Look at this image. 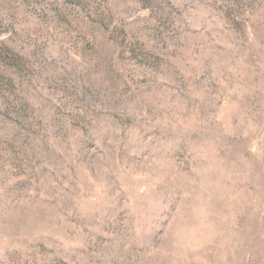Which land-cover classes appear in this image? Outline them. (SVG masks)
<instances>
[{
	"label": "rangeland",
	"instance_id": "rangeland-1",
	"mask_svg": "<svg viewBox=\"0 0 264 264\" xmlns=\"http://www.w3.org/2000/svg\"><path fill=\"white\" fill-rule=\"evenodd\" d=\"M0 44V264H264V0H0Z\"/></svg>",
	"mask_w": 264,
	"mask_h": 264
},
{
	"label": "trees",
	"instance_id": "trees-1",
	"mask_svg": "<svg viewBox=\"0 0 264 264\" xmlns=\"http://www.w3.org/2000/svg\"><path fill=\"white\" fill-rule=\"evenodd\" d=\"M0 61L6 65L9 68H16L18 70H23L22 68V58H19L12 50H10L8 47H3L0 44ZM2 49L4 51H2ZM6 52V54L4 53ZM24 71V70H23ZM0 78L6 80L9 85L13 86L15 89L14 80L12 78H8L4 76L3 74H0ZM14 92V91H13ZM12 93V92H11ZM20 93V92H19ZM28 103L24 97L21 96V98L16 94L13 101H7L0 103V112H3L5 114V117L12 118L13 116L16 117L17 122L23 123L26 118L23 112L27 113Z\"/></svg>",
	"mask_w": 264,
	"mask_h": 264
}]
</instances>
